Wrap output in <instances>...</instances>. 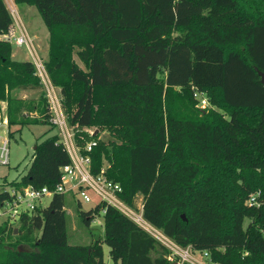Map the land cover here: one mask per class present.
I'll return each mask as SVG.
<instances>
[{
	"label": "trees",
	"instance_id": "trees-1",
	"mask_svg": "<svg viewBox=\"0 0 264 264\" xmlns=\"http://www.w3.org/2000/svg\"><path fill=\"white\" fill-rule=\"evenodd\" d=\"M13 2L35 6L48 30L44 66L59 89L75 142L90 158L91 173L103 169L106 179L120 185L118 197L138 211L168 153L166 185L179 195L161 218L146 211L145 219L179 245L206 251L210 264H264V237L256 230L257 224L264 229V84L257 72H264V0ZM12 23L0 0V35ZM34 89L40 90L37 98L12 94ZM195 92L203 93L206 107L196 106ZM1 102L8 127L56 128L34 64L13 60L10 41L3 38ZM91 126L97 133H86ZM102 129L115 139H97ZM222 132L257 149L259 162L215 165L216 135ZM92 139L97 142L86 151ZM69 162L52 132L35 143L20 178L4 177L0 191L28 184L53 187ZM233 175L231 206L225 180ZM256 193L260 205L253 208L243 239L228 240L222 217L248 211L245 202ZM66 204L65 194H54L45 208L22 215L16 232L9 221L0 223V264H106L103 243L113 264H173L166 246L103 201L86 211L77 204L87 228L104 209L103 238L70 244Z\"/></svg>",
	"mask_w": 264,
	"mask_h": 264
},
{
	"label": "rangeland",
	"instance_id": "rangeland-1",
	"mask_svg": "<svg viewBox=\"0 0 264 264\" xmlns=\"http://www.w3.org/2000/svg\"><path fill=\"white\" fill-rule=\"evenodd\" d=\"M8 9L11 8V5L16 10L21 22L23 23L25 29L29 33L32 42L33 48L36 54L44 61L47 57L48 50V30L38 13L35 6L27 5V4H16L13 0H4ZM14 24V23H13ZM13 36L18 35L19 31L16 29V26H13ZM10 46H11V58L15 61H32V55L28 48L25 45H16L13 38H10ZM16 92L15 94H13ZM40 93V90H14L12 94L17 97H35L37 98ZM198 99L196 106L200 108H204L207 105V101L203 93H195L194 96ZM0 104V115H5V103ZM9 130L10 134L7 133ZM86 133L91 134L96 130L95 126H91L86 128ZM52 132H58L55 128L52 131H49V126L46 124H35V125H27L20 128L17 124L10 125L7 124L0 125V136L6 137L8 139V150H9V160L7 164L0 163V188L1 184L4 181V177L9 180L19 179L20 176L26 171L27 167L30 163L31 154L33 151V147L36 142L42 140L44 137L49 136ZM230 133L222 132L218 133L216 136H219V143L217 146L215 145L214 153H213V161L216 163L215 165H220L221 163H227L230 165H239L245 163H251L255 161L259 162L260 159H257V149L252 150L248 148L242 138L235 140L230 138ZM83 141H85V136H83ZM102 141L110 142L114 138V134L110 132L109 129H102L98 134V138ZM220 142H225L227 146H222ZM232 156V161L230 162ZM169 154L165 153L160 168L158 170V179L155 182V185L152 188V192L149 198H147L144 202L140 203L138 201L139 210L138 213H141L142 217L145 219L146 211L150 216H153L156 219L161 218L166 210L173 205L175 199L179 195V191H172L166 185V175L168 173V159ZM255 159V160H254ZM235 176L228 177L225 180V185L227 192L229 194V202L231 203V198L235 191ZM89 194L92 198L90 202H81L80 210L86 211L89 208H94L95 204L100 201L99 196L94 194L92 191H89ZM65 199L67 204L65 206L67 212V234H68V242L70 244H89L96 238H103L104 228H103V213L100 210L91 223L90 227L87 228L83 225L78 217V207L76 198L72 194H65ZM51 197H46L43 200V204L49 203ZM245 206L248 211L242 212L240 211H232L227 212L221 219V226L230 232L227 239H233L235 241H239L243 239L245 230L248 227L249 222H251V213L253 208H258L259 206L249 205L247 201L245 202ZM137 212V211H136ZM241 219H240V217ZM146 220V219H145ZM5 221V217L0 216V223ZM148 221V220H147ZM149 222V221H148ZM12 226L15 227V231H17V227L19 223L17 221L10 222ZM149 224H153L152 222ZM153 226V225H152ZM257 229L259 233L264 237V229H261L257 224ZM157 228L156 226H154ZM158 229V228H157ZM252 230H250V233ZM255 231V230H254ZM251 235V234H250ZM103 258L106 264H113L110 255H109V247L103 243Z\"/></svg>",
	"mask_w": 264,
	"mask_h": 264
},
{
	"label": "built area",
	"instance_id": "built-area-1",
	"mask_svg": "<svg viewBox=\"0 0 264 264\" xmlns=\"http://www.w3.org/2000/svg\"><path fill=\"white\" fill-rule=\"evenodd\" d=\"M8 10L14 24L12 23L11 30L4 35L3 39L10 41L12 37L16 45H25L30 51L33 58L32 63L36 68L48 98L49 107L52 112V121L56 126L60 140L67 150L70 162L60 168V180L53 187H35L28 184L25 186H6L2 188L0 191V216L5 217V220L9 222H18L23 214H30L37 208H45L49 204H43V200L46 197L52 198L54 194L58 193L72 194L76 198V201L81 204V202H90L92 200L89 194V191H92L99 196L100 201L98 202L103 201L112 205L166 246L170 250L168 259L173 264H210L208 262L209 255L206 251L194 250L190 245H179L164 235L160 229L149 224L142 217L141 213L136 212L135 209L122 201L118 197V193L121 191L120 185L106 179L102 174L103 169L97 175L91 173L89 169L90 158L88 155L81 153L74 139L73 128L69 125L66 115L63 112L59 89L50 81L44 66V61L36 54L32 39L21 22L16 10L12 5ZM14 25L19 31L16 36H13L15 31L13 30ZM1 124H7L5 115H0ZM96 142V139L88 141L84 149L89 151ZM8 160V139L0 136V163L7 164ZM257 195L258 193L251 195L247 203L249 205L259 206L260 203L257 201ZM103 212L104 209H102Z\"/></svg>",
	"mask_w": 264,
	"mask_h": 264
},
{
	"label": "water",
	"instance_id": "water-1",
	"mask_svg": "<svg viewBox=\"0 0 264 264\" xmlns=\"http://www.w3.org/2000/svg\"><path fill=\"white\" fill-rule=\"evenodd\" d=\"M258 72V74L260 75V80H261V82L264 84V72H261V71H257ZM95 133H97V130H95L94 132H93V134H95ZM184 217V216H183ZM16 232V231H15Z\"/></svg>",
	"mask_w": 264,
	"mask_h": 264
},
{
	"label": "crops",
	"instance_id": "crops-1",
	"mask_svg": "<svg viewBox=\"0 0 264 264\" xmlns=\"http://www.w3.org/2000/svg\"><path fill=\"white\" fill-rule=\"evenodd\" d=\"M4 35H5V34L0 35V38H4ZM15 93H16V92H14V94H15ZM2 104H4V102H1V106L3 107Z\"/></svg>",
	"mask_w": 264,
	"mask_h": 264
}]
</instances>
